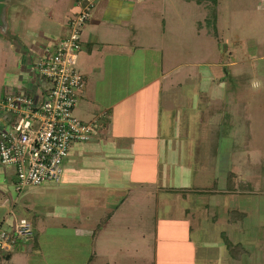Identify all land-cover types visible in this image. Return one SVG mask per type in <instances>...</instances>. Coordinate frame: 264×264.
<instances>
[{"label":"crops","instance_id":"crops-1","mask_svg":"<svg viewBox=\"0 0 264 264\" xmlns=\"http://www.w3.org/2000/svg\"><path fill=\"white\" fill-rule=\"evenodd\" d=\"M79 1L69 0L68 14L78 10ZM147 1L152 0H96L91 17L105 24H121L135 4ZM21 11L13 14L9 39L4 38L16 54L18 74L4 87L1 98L15 91L47 93L48 84L34 78L35 63L67 30L69 19L59 24L55 13L49 11L54 26L33 31L19 17ZM129 32V44H91L100 39L93 34L82 38L87 57L94 45L104 53L101 75L85 68L86 79L94 82L88 88L86 85L76 107L78 118L93 124L94 133L90 141L71 146L59 184L38 188L53 190L58 196L57 206L40 214L44 222L64 231L73 229L77 239L90 240L88 246L95 256L98 238L107 225H142L143 209L148 205L152 211L149 218L155 224L153 246L165 264H175L184 254L191 264H264V222L260 219L264 204L239 206L233 202L235 196L250 199L254 193L250 182L234 174V153L221 150L215 155L212 184L216 187L206 190L197 183L209 169L206 153L219 136L216 116L209 128L213 141L205 136V126L209 115L218 114L217 103L227 98L221 74L202 69L197 76L175 82L176 69L163 74L158 44H133L137 31L132 26ZM120 45V50L111 51ZM230 174L236 176L231 187ZM241 182L247 185L244 194L238 188ZM15 187V168L0 164V193L13 203L27 190L17 192ZM20 210L26 214L29 209L24 206ZM34 213L29 215L32 220L37 215ZM17 219L20 217L7 204L0 205V231L14 228ZM134 229L125 230L130 231L131 238L144 240L142 229H137L139 233L132 232ZM34 231L29 239L18 241L11 252H2L0 264H45L48 245L42 243L44 234Z\"/></svg>","mask_w":264,"mask_h":264},{"label":"rangeland","instance_id":"rangeland-1","mask_svg":"<svg viewBox=\"0 0 264 264\" xmlns=\"http://www.w3.org/2000/svg\"><path fill=\"white\" fill-rule=\"evenodd\" d=\"M25 3H20L22 11L19 17L27 28L38 33L54 26L49 19V11L55 13V20L59 24L64 18L68 20L72 16L67 12L69 0H29ZM87 26L82 38L91 34L100 37L91 44H129L127 36H130L129 28L133 26L137 31L133 44H158L163 54V74L176 69L175 82L188 75L197 76L202 69L209 71L210 65L222 62L228 65L227 70L233 76L226 84L227 98L217 103L218 114L207 115L209 118L205 126V136L213 141L210 139L214 137L213 131L209 128L216 116V134L219 136L217 141L214 138L216 142L209 154L206 153L209 169L199 177L197 183L206 190L216 187L212 184L216 173L212 165L215 155L220 154L221 150L232 152L235 155L234 174L240 180L250 182V189L254 192L250 199L240 195L235 196L233 202L239 206L253 205V202L264 204V0H152L135 4L132 13L121 24H105L90 17ZM4 38L9 39V33L4 37L0 34V98L6 92L4 87L18 74L16 54ZM120 47H113L111 51L120 50ZM77 55L76 69L84 77L87 76V67L97 75L103 73L104 53L98 46L94 45L91 56L88 53L90 57L83 50L78 51ZM93 82L85 77L83 90L86 91V85L88 88ZM78 109L74 110L77 117ZM11 167L13 170L14 167ZM231 181L229 178L230 187ZM239 185V191L244 194L246 184L241 182ZM38 188L33 191L27 189L25 192L28 193L24 195L23 192L17 203L10 202L0 193V205L7 204L9 210H13L20 219L25 217L31 221L36 234H44L42 243L46 247L48 245L45 264H165L166 260L158 256L153 246L155 224L149 218L152 211H149L148 205L143 209L142 225L122 226L114 223L106 226L105 233L98 230L103 236L98 238L99 252L94 256L88 246L90 240L77 239L73 229L64 231L61 227H52L48 221L44 222L40 214L43 215L48 207H56L58 196L51 192L53 190ZM155 197L154 193L153 200ZM100 201L103 203V200ZM144 202L146 204L148 201L145 199ZM24 206L29 209L27 215L21 213L20 209ZM32 213L37 214L33 220L29 218ZM260 217L264 222V214ZM127 227L128 230L135 228L132 232L141 228L144 240L131 238L130 231L125 230ZM125 231L127 235L123 237ZM120 234L121 237L115 236ZM140 250L141 253L136 252ZM179 259L173 262L191 264L185 254Z\"/></svg>","mask_w":264,"mask_h":264},{"label":"built area","instance_id":"built-area-1","mask_svg":"<svg viewBox=\"0 0 264 264\" xmlns=\"http://www.w3.org/2000/svg\"><path fill=\"white\" fill-rule=\"evenodd\" d=\"M95 5L96 0H80L65 35L37 59L34 78L48 84L44 96L15 91L0 99V164L15 168L17 192L59 184L71 146L93 137L94 125L74 110L85 87V77L76 69L77 52ZM33 233L29 220L17 219L14 228L0 231V254Z\"/></svg>","mask_w":264,"mask_h":264},{"label":"flooded vegetation","instance_id":"flooded-vegetation-1","mask_svg":"<svg viewBox=\"0 0 264 264\" xmlns=\"http://www.w3.org/2000/svg\"><path fill=\"white\" fill-rule=\"evenodd\" d=\"M22 1L26 2L25 0H15L11 5H9L8 9H7V19L10 21V19L13 18V14H17L18 10L21 9L20 7V3H22ZM226 57V56H225ZM226 60V59H225ZM228 65L225 64L224 62L219 63L217 65H212L210 67V71L211 73H218L221 74V80H222V84H224V89L227 90V86L226 85L228 83V79L233 76L231 74V72L229 73L227 70Z\"/></svg>","mask_w":264,"mask_h":264},{"label":"water","instance_id":"water-1","mask_svg":"<svg viewBox=\"0 0 264 264\" xmlns=\"http://www.w3.org/2000/svg\"><path fill=\"white\" fill-rule=\"evenodd\" d=\"M15 0H0V34L5 36L11 26V22L7 19V9Z\"/></svg>","mask_w":264,"mask_h":264},{"label":"trees","instance_id":"trees-1","mask_svg":"<svg viewBox=\"0 0 264 264\" xmlns=\"http://www.w3.org/2000/svg\"><path fill=\"white\" fill-rule=\"evenodd\" d=\"M229 178H231V180H232L231 182H232V186H233L234 185L233 183H235L234 180L236 179V176L234 174H230ZM245 186H247V185H245Z\"/></svg>","mask_w":264,"mask_h":264}]
</instances>
